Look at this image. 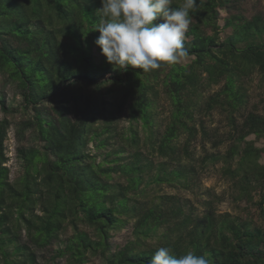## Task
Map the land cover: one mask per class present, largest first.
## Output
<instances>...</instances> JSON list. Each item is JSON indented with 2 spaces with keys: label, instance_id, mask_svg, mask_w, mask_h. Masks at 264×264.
<instances>
[{
  "label": "trees",
  "instance_id": "trees-1",
  "mask_svg": "<svg viewBox=\"0 0 264 264\" xmlns=\"http://www.w3.org/2000/svg\"><path fill=\"white\" fill-rule=\"evenodd\" d=\"M235 1L197 0L184 40L192 59L145 73L101 55L100 0H0V76L32 114L18 136L37 141L18 148L23 173L9 181L11 123L0 119V264H39L38 252L58 242L53 256L66 264H150L159 247L209 264H264V143L255 147L264 111L247 109L250 76L264 81V18ZM0 110L14 112L1 94ZM214 110L226 114V137L201 118ZM226 142L223 154L206 151ZM216 163L244 215L217 214V198L200 213L163 193L196 194ZM128 225L133 239L112 250L111 235Z\"/></svg>",
  "mask_w": 264,
  "mask_h": 264
},
{
  "label": "clouds",
  "instance_id": "clouds-1",
  "mask_svg": "<svg viewBox=\"0 0 264 264\" xmlns=\"http://www.w3.org/2000/svg\"><path fill=\"white\" fill-rule=\"evenodd\" d=\"M99 32L95 45L106 62L125 71L145 73L163 65L179 63L189 55L184 45L192 22L190 11L197 0H184L179 7L172 0H100ZM157 20L162 22L156 23ZM150 264H209L201 255L188 252L177 257L168 247H159Z\"/></svg>",
  "mask_w": 264,
  "mask_h": 264
},
{
  "label": "rangeland",
  "instance_id": "rangeland-1",
  "mask_svg": "<svg viewBox=\"0 0 264 264\" xmlns=\"http://www.w3.org/2000/svg\"><path fill=\"white\" fill-rule=\"evenodd\" d=\"M240 6V10L247 15L252 17L254 15H261L264 18V0H236L233 7ZM236 13V10H221L220 15L222 19L219 21L220 25H223V19L227 17L228 13ZM229 32V31H228ZM192 58H182L181 63H187ZM251 82L248 88V110H257L260 112L264 111V81H261L260 75L254 72L251 76ZM220 86L213 87L211 92H215ZM0 94L4 96V100L7 108L14 110V112H9L10 114H4L0 110V119L7 118L11 125L7 132V137L4 142L5 147V157L6 161L3 166L8 169V180L14 181L16 178L20 177L23 173L22 162L18 157V148L29 147L36 145L37 141L33 139L31 132L26 130L23 138L19 137L17 131L19 129L20 123L32 118V114L27 110H24V104L22 102L21 96L16 92L12 84L7 82L5 78L0 76ZM10 110V111H11ZM208 127V129L215 130L220 137H226L229 127L226 114L221 110H214L208 116L201 117ZM126 117L122 118V125H127ZM254 136L247 138L248 141L254 140ZM198 141H200L198 139ZM264 141L262 139L255 140V147H262ZM228 143H224L220 147L214 149L211 147L210 143H206V151L208 153L219 152L223 154L228 148ZM196 155L201 156L203 152L201 150L200 143L196 146ZM264 163V160L260 161ZM222 163H216L214 165H209L208 169L204 172L203 177L200 180V189L196 194L184 193L177 191L172 188H163V193L167 194H179L185 198L191 200V202L197 207L198 212H203V204L209 199L215 200V212L217 214L230 213L232 215H242V210L245 207L244 202L236 200L235 192L233 190V184L227 178L221 175ZM212 195V197H211ZM244 215V214H243ZM71 229L68 231V235L71 234ZM133 239L131 233L130 225L125 228L113 233L110 237L109 243L112 250L119 249L123 247L128 241ZM63 244L54 243L47 251L40 250L37 254V260L39 264H66V259L58 256H53L57 249H59ZM91 263L94 264H104L101 258H93Z\"/></svg>",
  "mask_w": 264,
  "mask_h": 264
}]
</instances>
